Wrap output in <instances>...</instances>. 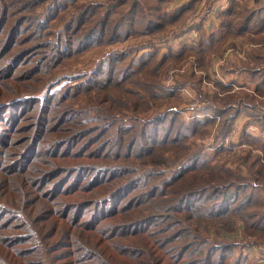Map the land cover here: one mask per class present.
Instances as JSON below:
<instances>
[{"label": "trees", "instance_id": "1", "mask_svg": "<svg viewBox=\"0 0 264 264\" xmlns=\"http://www.w3.org/2000/svg\"><path fill=\"white\" fill-rule=\"evenodd\" d=\"M169 1L0 0V81L25 87L0 101V121L13 120L0 133V264H222L237 243L220 235L264 244V164L248 151L216 161L222 149L198 143L214 117L219 140L264 97V48L238 65L257 96L208 98L218 108L202 118L183 119L175 88L162 85L170 61L206 65L228 37L264 44V0L231 2L195 45L162 51L154 44L197 0L166 11ZM99 52L90 70L49 86L67 62L84 68ZM174 86L198 80L187 71ZM19 107V118L3 114Z\"/></svg>", "mask_w": 264, "mask_h": 264}, {"label": "crops", "instance_id": "2", "mask_svg": "<svg viewBox=\"0 0 264 264\" xmlns=\"http://www.w3.org/2000/svg\"><path fill=\"white\" fill-rule=\"evenodd\" d=\"M191 1L192 0H170V3L168 2L165 6L166 11L176 10ZM231 2L247 3L248 6L252 5V0H197L190 14L183 22L175 26L178 28L177 30H183V33L175 39L169 40L168 44L171 46V49L176 51L183 43L195 45L200 37L198 28L210 32L218 23V14L224 11ZM228 41L229 38H226L219 51L211 56L208 64L205 65L201 63L204 66L192 55L176 62L177 64H186L183 73L180 75L189 71L194 74L198 80L197 90L189 86L178 87V93L183 91L181 94L182 101L190 102L186 108L188 111L185 112L190 113L191 119L195 117L202 118L206 114L204 112L206 108H215L218 106L216 103L212 104L206 101V99L213 96L217 98H223L231 94H236L240 97H242L243 94L257 96L254 93L255 84L252 83L248 72L238 65L246 59L248 51L251 50V48H261L264 44H256L253 42V36L250 34L237 37L234 45L226 48ZM230 48L241 49L244 53L243 57L240 58L231 54L227 56V58H224L223 55ZM234 63H236L235 66H233ZM191 66H194L196 71L193 70ZM186 94H188V96H184ZM236 102H238L237 99H235L232 105H236ZM243 104L244 101L238 104V107ZM254 104L255 105L245 104L247 107L246 110L242 109L243 106L240 107L237 110L240 113L231 121L227 133L219 140H216V136H212L211 143H217V141L222 145L229 143L230 145L228 147L233 153H238L239 149H241V152L248 151L253 155H258L257 157L264 161V97L259 98V103L256 101ZM184 105H186V103H184ZM180 107L184 108L186 106L180 105L178 109L174 108V110L180 111ZM183 112L181 113L183 114ZM250 114L255 116L258 115L256 123L249 122L251 118L248 115ZM188 116H186V119H188ZM214 122V128L219 130L221 126L219 117H214ZM244 147L248 148L243 149ZM262 195L264 198V189ZM258 249L259 256H257V252H255L254 249H245V254L248 257L247 262H250L249 259H251V255H253L255 264H264V246Z\"/></svg>", "mask_w": 264, "mask_h": 264}, {"label": "rangeland", "instance_id": "3", "mask_svg": "<svg viewBox=\"0 0 264 264\" xmlns=\"http://www.w3.org/2000/svg\"><path fill=\"white\" fill-rule=\"evenodd\" d=\"M52 29H54V25L53 24H52ZM174 30H175V28H172V29L168 30L166 33H164V37H162L159 40H157V43L153 47L157 46V48L159 47V49H161L162 51H165L166 48H169L168 41L170 39H172V37H174L173 34H172ZM228 38H229V41H228V44H227L226 48L227 47H230V46H233L234 43H235V40H236V38H234V37H228ZM262 47L264 48V45H262L261 48ZM150 48H151V46H150ZM99 54L101 55L102 52L101 53L100 52L99 53H92L89 56H87L85 58L84 68H81L83 65L80 67V64H78V65L75 66V64H72V63L67 62V65L69 67H71V68H69L67 66H64L63 68L59 69L57 71V74H58L57 77L50 82L51 84L49 86H53L54 85V82H56V85L58 84L57 86H59V85H61V84L64 83V80L62 78L66 77V76H69V75L70 76L71 75H74L75 73H78L79 71H83V69L84 70H87V71L90 70V68L92 66H94L93 64L97 61V58L99 57ZM233 56H236V55H233ZM184 58H187V57H184ZM181 59H183V58H181ZM181 59L173 60V62H169L167 64L166 71H165L164 76L162 78V85L165 84V81H166V78H167L166 75L168 74L169 69H171V68H179L178 66H180L181 64H177L176 62L179 61V60H181ZM0 64H1V61H0ZM177 77L174 79V83H175V80L177 79ZM166 86L167 85L165 84L163 87L165 89H172L171 87H166ZM174 88H173L174 89L173 91H175L176 96L179 98L178 99V105L176 104V108L175 109H178L180 105L181 106H186L184 108L183 107L182 108L180 107L181 108L180 111L177 110L179 112H183L184 111L183 114L182 113L181 114L184 117V118L183 117L182 118L185 119L186 116H188V114H190V113L185 112V111H188V110H186V108L188 107V105L190 104V102H188V101L183 102L182 99H181L182 98L181 97V94L183 93V91L181 93H178V87L176 88L174 86ZM24 90H25V87H23L22 84L9 83L8 81H0V101L1 102L6 101V99L10 98L13 94L23 93ZM24 95H26V94H24ZM184 96H188V94H186ZM184 103H186V105H184ZM21 111H22V107H19L18 109L16 108V109L12 110V112L11 111H4L3 114L4 115L5 114L18 115V114H20ZM23 113H24V111H23ZM33 115L34 114H28V117L25 118V121L23 123V126L19 127L16 130H18L20 132L25 131L28 128L29 122H30V118H32ZM19 116L20 115H18V118H19ZM116 116H117L118 119H124V118H126L125 116L119 115V114L116 115ZM17 122H16V125H17ZM20 123H18V125H20ZM10 126H13V120L11 122H10V119H7L6 121H0V133L2 131H7L8 130L7 128H10ZM214 127H215V122H214L213 127H211V129H210V132H209L208 137L206 139H204V140H199L198 141L199 144L201 142V144H203V146L205 145V150L208 151V154H212V152L215 151L216 148L220 147L222 150L218 151V153H216V154L213 155V156H215V160L216 161L217 160L223 161L225 159L232 160V159H234V158L237 157L236 155H240L242 153L241 152V149H239L238 153L237 152H234L233 153V151H231V149L228 147L230 145L229 143L228 144H224V145L220 144L219 141H217V143H214V144L211 143V137L212 136H218L217 133L219 131L217 128H214ZM22 135L24 136L25 133H20L18 135H15L13 138H16V137H19L20 138ZM209 145H211V146H209ZM247 148L248 147H244L243 149H247ZM10 150L12 151L14 149H10ZM4 151H5V147L2 144H0V152L2 153ZM2 159L3 158L0 155V165L3 164L2 163ZM215 160H212V161L214 162ZM6 161H9V160H6ZM230 162L231 161H227V164L226 165L229 166V163ZM260 162L262 164H264V161L260 160ZM0 173L1 174H4L3 172H0ZM0 177H1V175H0ZM8 178H9L10 182H12V183L13 182L15 183V181L18 179V177H16V176H12V177L8 176ZM10 193H11L10 195H11L12 200H15V196H16L15 195V191H12L11 190ZM241 226L242 225L239 222L238 228H241ZM210 234L211 235H209V238L211 236L215 237V233H214L213 230L210 231ZM219 237L221 239L226 240V242L234 241V242L237 243V245H235L233 247V249L231 248L229 250V252L225 253V255L227 257H224L222 264H235V262H237L236 264H255L254 263L255 258L253 257V255H251L252 257H251V259H249L250 262H247V258L248 257L245 254V249H248V248L254 249L255 252H257V256H259L260 254L258 253V250H259L258 248L264 246V244H261L260 242H252L253 243L252 246L251 245L250 246H246L245 243H250V242H248V241H246V242L241 241V233H240V231H238L236 233L225 234V236L223 235L224 238L221 237V235Z\"/></svg>", "mask_w": 264, "mask_h": 264}, {"label": "built area", "instance_id": "4", "mask_svg": "<svg viewBox=\"0 0 264 264\" xmlns=\"http://www.w3.org/2000/svg\"><path fill=\"white\" fill-rule=\"evenodd\" d=\"M236 55L237 57H243V55H244V53H243V51L241 50V49H234V48H230V49H228L226 52H225V54L223 55L224 56V58L226 57L227 58V56H229V55ZM179 68H171V69H169V71H168V74L166 75L167 76V78H166V81H165V84L167 85L166 87H171V88H173L174 86V79L179 75V74H181V73H183V71H184V68L186 67V65L185 64H181L180 66H178ZM192 68H193V70H195V67L194 66H191ZM196 71V70H195ZM165 84H163V86L165 85ZM192 117L190 116V114H189V116H188V119H191Z\"/></svg>", "mask_w": 264, "mask_h": 264}, {"label": "flooded vegetation", "instance_id": "5", "mask_svg": "<svg viewBox=\"0 0 264 264\" xmlns=\"http://www.w3.org/2000/svg\"><path fill=\"white\" fill-rule=\"evenodd\" d=\"M178 28H175V30L173 31V36L174 37H172V39H175L176 37H178V36H180L182 33H183V30H177ZM169 42V41H168ZM151 44V41H150V43L149 42H145L144 44H143V46H146V47H144V48H147V47H149V45ZM152 45V44H151ZM155 45V44H154ZM168 46H169V48H171V46L168 44ZM166 49H168V48H166ZM126 50H128V49H126ZM148 50V49H147ZM147 50H145V51H147ZM139 52H141V51H139ZM138 52V53H139ZM164 76V75H163ZM163 78V77H162ZM174 88V87H173Z\"/></svg>", "mask_w": 264, "mask_h": 264}]
</instances>
